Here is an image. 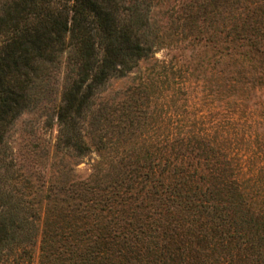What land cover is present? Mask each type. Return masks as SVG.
Wrapping results in <instances>:
<instances>
[{
	"label": "trees",
	"instance_id": "1",
	"mask_svg": "<svg viewBox=\"0 0 264 264\" xmlns=\"http://www.w3.org/2000/svg\"><path fill=\"white\" fill-rule=\"evenodd\" d=\"M152 1L0 0V264H34L35 248L36 264H264V0L182 5L216 120L163 137L157 159L114 149L135 102L99 100L152 51ZM50 95L57 151L92 145L103 172L34 184L13 169L9 126Z\"/></svg>",
	"mask_w": 264,
	"mask_h": 264
},
{
	"label": "rangeland",
	"instance_id": "2",
	"mask_svg": "<svg viewBox=\"0 0 264 264\" xmlns=\"http://www.w3.org/2000/svg\"><path fill=\"white\" fill-rule=\"evenodd\" d=\"M187 1H152L150 21L156 35L152 51L125 75L110 78L103 86L99 100L111 105L125 102L133 106L135 102L131 107L136 114L135 125L130 133H123L118 139V146L114 145L117 151L133 147L138 149L139 155L157 159L160 150H164L160 147L163 137L175 143V139L185 136L189 129L213 134L214 82L210 79L208 85L204 84L201 47L195 41H188L185 29L180 30L178 17ZM63 71L64 65L60 74ZM211 76L214 78V73ZM57 103V97L50 95L38 106L22 111L13 119L5 136L13 169L34 184L40 179L84 180L95 161L100 167L99 173L109 162L103 152L98 156L92 145L82 156L57 151V124L53 116V106ZM172 146L173 149L179 147ZM165 149L168 152L167 146ZM33 261L36 264V248Z\"/></svg>",
	"mask_w": 264,
	"mask_h": 264
}]
</instances>
